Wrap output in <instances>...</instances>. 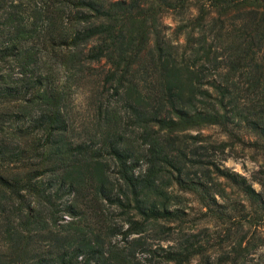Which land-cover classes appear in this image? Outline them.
Masks as SVG:
<instances>
[{
  "label": "trees",
  "instance_id": "obj_1",
  "mask_svg": "<svg viewBox=\"0 0 264 264\" xmlns=\"http://www.w3.org/2000/svg\"><path fill=\"white\" fill-rule=\"evenodd\" d=\"M167 11L184 42L163 34ZM91 62L78 130L67 103ZM206 125L228 138L189 132ZM235 143L264 157V0H0V264H138L142 232L179 219L185 193L260 225L264 168L256 188L225 165ZM241 242L207 264H264ZM197 245L153 248L151 264H191Z\"/></svg>",
  "mask_w": 264,
  "mask_h": 264
},
{
  "label": "rangeland",
  "instance_id": "obj_2",
  "mask_svg": "<svg viewBox=\"0 0 264 264\" xmlns=\"http://www.w3.org/2000/svg\"><path fill=\"white\" fill-rule=\"evenodd\" d=\"M181 22L182 15L171 11L165 12L161 17V28L165 37L175 43L184 42L185 32L179 28ZM100 63L91 62L93 73L80 77L79 80H75L71 84L67 109L78 130L91 117L97 103V94L93 92V89L97 87V71L100 68ZM53 65L56 71L60 72L58 74L61 75V78L65 79L66 75L64 74L67 71L63 72L58 62H54ZM189 132L207 139L224 140L228 138L227 134L217 125L198 126L189 129ZM224 155L226 156L223 159L225 165L245 174L253 185L259 188L257 176L260 168H264V157L261 152L235 143L233 147L226 145ZM229 195L231 198H240L244 201L242 194ZM181 197V201L175 203L183 209V215L179 219L159 218L153 226L148 227L147 231L142 232L143 235H148V252L142 251L140 248L136 251L135 257L138 264H151L153 259L151 249L156 248L162 251V247L177 246L187 236L201 242L202 245H197L198 248L204 247L193 255L191 264H207L217 255L226 254L238 239H241L242 245H248L247 242L250 240L248 246L251 250L248 257L260 258L264 262V222L257 226H249L247 222L243 221L242 226H237L232 221L225 222L207 213L206 207L199 203L193 194L185 193ZM235 216L234 220L237 221L239 215ZM64 217L67 219L68 215L65 214ZM135 235L137 233H133L130 237ZM112 242L119 244L122 241L119 236H114ZM223 264H228V262Z\"/></svg>",
  "mask_w": 264,
  "mask_h": 264
}]
</instances>
